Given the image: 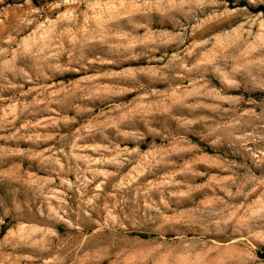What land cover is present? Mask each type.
I'll use <instances>...</instances> for the list:
<instances>
[{
	"label": "rangeland",
	"instance_id": "374dc122",
	"mask_svg": "<svg viewBox=\"0 0 264 264\" xmlns=\"http://www.w3.org/2000/svg\"><path fill=\"white\" fill-rule=\"evenodd\" d=\"M0 264H264V0H0Z\"/></svg>",
	"mask_w": 264,
	"mask_h": 264
}]
</instances>
